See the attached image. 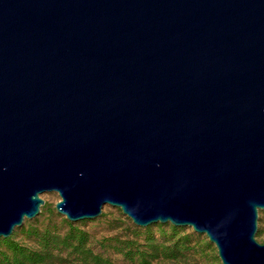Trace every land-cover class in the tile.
I'll return each mask as SVG.
<instances>
[{"label": "water", "instance_id": "95a60500", "mask_svg": "<svg viewBox=\"0 0 264 264\" xmlns=\"http://www.w3.org/2000/svg\"><path fill=\"white\" fill-rule=\"evenodd\" d=\"M45 192L264 264V0H0V237Z\"/></svg>", "mask_w": 264, "mask_h": 264}, {"label": "trees", "instance_id": "16d2710c", "mask_svg": "<svg viewBox=\"0 0 264 264\" xmlns=\"http://www.w3.org/2000/svg\"><path fill=\"white\" fill-rule=\"evenodd\" d=\"M118 211V218H110L108 213L102 212L96 219L121 231L100 239L98 245L120 254L125 264H151L159 258L179 260L189 254L203 255L206 250H216L207 236L190 227L170 222L141 227L129 219L124 221L121 210ZM54 216L59 217L55 207L44 203L37 217L26 220L9 237H0V264H53L66 260L67 255L73 256V264H109V257L94 251L89 232L81 228L87 224V219L75 224L66 217L57 221ZM259 221L264 222V218L260 217ZM258 232H261L260 227ZM19 236L35 245L23 243ZM211 264H222L217 250Z\"/></svg>", "mask_w": 264, "mask_h": 264}, {"label": "rangeland", "instance_id": "374dc122", "mask_svg": "<svg viewBox=\"0 0 264 264\" xmlns=\"http://www.w3.org/2000/svg\"><path fill=\"white\" fill-rule=\"evenodd\" d=\"M41 197L44 199L45 201L44 203L50 205L51 207H55V203L60 199L57 192H45L41 194ZM118 209H119L118 207H112V206L106 205L103 207L102 212L108 213V217L115 219L120 216ZM56 213L58 214L59 217L54 216L53 218L57 221H59L61 217H65L63 215H60L57 211ZM99 217H97L96 219H98ZM121 217L124 221H126L125 219H129L131 221V219L128 218L123 213ZM260 217L264 218V210L259 211V218H258V228L260 227L261 232L259 233L258 230L256 232L257 241L264 243V222L259 221ZM33 219H30V220H33ZM96 219L89 220L86 225L81 226L82 229H85L86 231L89 232L94 251L100 252L104 254L105 256L109 257V260H110L109 264H125V261L123 260L120 254L114 252L112 249L103 250L98 245V241L100 239H103L104 237L119 233L121 232L120 229L118 228L111 229L109 226L103 223H100ZM77 223L79 222H76L75 224ZM18 239L21 240L25 244L32 245V246L35 245L30 240L24 239L21 236H19ZM215 252L216 250L215 251L206 250V252L203 255L189 254L186 257L179 259V260H168V259L159 258V259L154 260L151 264H211L212 259L214 258ZM64 255H65V252H64ZM53 264H73V256L67 255L66 260L64 259L58 260L54 262Z\"/></svg>", "mask_w": 264, "mask_h": 264}]
</instances>
